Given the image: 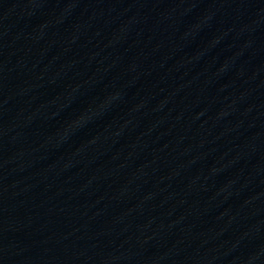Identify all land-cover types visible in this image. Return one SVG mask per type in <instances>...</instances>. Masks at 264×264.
<instances>
[{
    "label": "water",
    "instance_id": "water-1",
    "mask_svg": "<svg viewBox=\"0 0 264 264\" xmlns=\"http://www.w3.org/2000/svg\"><path fill=\"white\" fill-rule=\"evenodd\" d=\"M0 264H264V0H0Z\"/></svg>",
    "mask_w": 264,
    "mask_h": 264
}]
</instances>
